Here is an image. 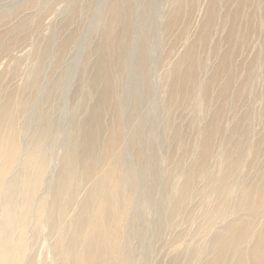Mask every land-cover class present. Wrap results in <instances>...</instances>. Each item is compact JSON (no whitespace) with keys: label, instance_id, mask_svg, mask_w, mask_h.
I'll return each mask as SVG.
<instances>
[{"label":"rangeland","instance_id":"1","mask_svg":"<svg viewBox=\"0 0 264 264\" xmlns=\"http://www.w3.org/2000/svg\"><path fill=\"white\" fill-rule=\"evenodd\" d=\"M114 1L0 0V240L7 204L14 200L20 212L29 191L32 217L25 232L20 226L12 234L27 244L20 264H59L44 211L57 217L66 200L59 182L67 175L69 123L95 121L93 148L72 184L76 200L64 222L68 227L87 202L102 217L92 219L107 222L112 245L124 246L120 264H197L192 249L235 222L243 228L229 236L226 264L240 258L243 264H264V0H135L152 6L143 27L153 29L145 70L155 104L147 106L149 123L134 140L131 100L116 112L111 95L99 106V118H89L109 85L96 65L113 19L104 8ZM139 36L134 29L126 41L133 46ZM116 65L108 64L112 80ZM44 111L52 123L41 140L44 150L26 169ZM83 134L76 138L79 152ZM13 141L16 157L10 153ZM110 143L124 151L120 168L130 165L138 183L128 191L133 201L125 213L126 190L113 196L116 182L108 177ZM38 161L44 169L36 184ZM144 165L155 174L142 177Z\"/></svg>","mask_w":264,"mask_h":264},{"label":"bare ground","instance_id":"2","mask_svg":"<svg viewBox=\"0 0 264 264\" xmlns=\"http://www.w3.org/2000/svg\"><path fill=\"white\" fill-rule=\"evenodd\" d=\"M110 3L106 4L104 10L111 11L113 19L107 26L104 44L98 49L100 58L98 57L96 65L99 68V76L109 85L108 87L106 86L102 92V100H100L102 102L94 109L96 110L95 113L91 112L89 118L90 120L93 118V121L95 118H99V106L104 103V101H107L109 99L108 97L111 95H113V106L116 112L120 110L125 99L131 100L132 104L128 116V123L130 124V128H134L131 132V139L134 140L140 137L141 129L149 123L146 113L147 106L151 103L155 104L145 70L149 61L147 50L153 29L151 26L146 28L143 27L146 21H149L152 17V6H150L149 3L138 5L135 0H115L114 3ZM114 23H118L120 28L115 29L113 26ZM134 29L139 30L140 36L135 44L131 46L127 43L126 37ZM112 60L117 63V72L113 80L108 73V64ZM128 63H132L129 70L126 69ZM66 80L67 76L59 80L57 85L63 84ZM123 81L126 82L122 89L123 95L117 97V87L119 84H122ZM144 108L145 110L142 111ZM139 112H141L139 115L140 117H138ZM86 119H84V121ZM39 120L42 124L40 135L32 143V148H30L28 153L29 155L25 159L24 165L26 169L30 166L33 159L42 154L44 146L41 140L42 137L48 134L52 124L47 111L40 114ZM91 125L89 122L82 121L77 123L72 121L69 123V133L66 142L67 154L64 161V169L67 175L62 177L59 182L61 190L66 191V200L60 207L57 217L50 215V213H45L44 211V215L46 216L44 218L49 221L52 231L53 247L55 256L59 258V264H120L117 256L120 252L119 249L125 251L124 246L117 249V246L112 245V237L109 235L107 222L97 224L96 220L92 218L102 217L100 214L89 211L90 205L87 202L81 204L80 210L76 215L77 218H74L72 227H68L64 223L76 200L75 192L71 190L73 189L72 184L78 180L77 167L84 165L91 153V147L93 148V136L96 134L97 124L94 121L93 125ZM135 131L136 133L133 134ZM81 133L83 134V141L80 145L81 149L79 152L78 146H76V138L78 134ZM1 142L2 138H0V143ZM2 150H4L3 144H0V152ZM107 150H110V153L112 152L108 177L112 175L116 182L112 195L115 196L117 192L124 195V191L126 190L122 204V213H125L126 207L133 201L128 191L135 189L138 183L131 177L130 165H126L124 170L120 168V163L124 161L125 158L124 151H114L111 143ZM10 151L14 157L17 156L18 146L14 141L11 143ZM137 158H141L140 152ZM43 169L44 166L42 161H38L37 174L34 178L36 184L39 183V180L41 181ZM88 169L94 173V168L92 166H88ZM151 174H155V169L153 167L144 165L140 168V175L142 177L150 176ZM2 184L3 176L0 175V191L2 189ZM101 184L104 185L105 183L101 182ZM58 193H60L59 190ZM151 193L152 188H149L147 194L149 196L148 199H150ZM12 194L13 188L9 190L11 198L13 197ZM31 197L32 195L29 194L28 191L24 198L25 207L20 212L17 211L18 206L14 200L6 206L5 217L2 222L5 226L6 234L0 240V264H20L25 260V253L27 250L26 241L22 235L14 237L12 234L13 231L20 226V230L25 232L29 218L32 217L30 208V202L32 201ZM87 200L91 199L88 197ZM163 201L164 200L161 199L158 202L159 210L163 208ZM42 207L43 201H40L37 207L39 216H43L40 213L42 212ZM134 219H140V215L137 211L134 215ZM242 228V225H238L235 222H228L216 230L208 239H204L200 244H197L192 249V253L196 252L197 258L199 259L197 264H226V259L229 254V236L239 232ZM138 235L140 237L142 236L141 230L138 231ZM206 255H211L210 260H206ZM124 260L128 263L127 255H124ZM234 264H243V261L240 258Z\"/></svg>","mask_w":264,"mask_h":264}]
</instances>
